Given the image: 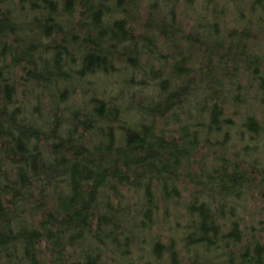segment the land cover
Returning <instances> with one entry per match:
<instances>
[{
  "label": "trees",
  "instance_id": "1",
  "mask_svg": "<svg viewBox=\"0 0 264 264\" xmlns=\"http://www.w3.org/2000/svg\"><path fill=\"white\" fill-rule=\"evenodd\" d=\"M146 1L0 0V264H264V0Z\"/></svg>",
  "mask_w": 264,
  "mask_h": 264
},
{
  "label": "rangeland",
  "instance_id": "2",
  "mask_svg": "<svg viewBox=\"0 0 264 264\" xmlns=\"http://www.w3.org/2000/svg\"><path fill=\"white\" fill-rule=\"evenodd\" d=\"M129 1L130 0H124V5H126L128 8L130 7V6H132L131 4H129ZM137 2V3H139V4H141V5H146L147 4V1L146 0H133V2ZM145 13H148L147 11H144Z\"/></svg>",
  "mask_w": 264,
  "mask_h": 264
}]
</instances>
